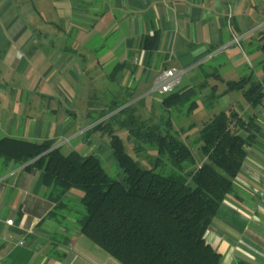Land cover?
Here are the masks:
<instances>
[{
    "label": "crops",
    "instance_id": "1",
    "mask_svg": "<svg viewBox=\"0 0 264 264\" xmlns=\"http://www.w3.org/2000/svg\"><path fill=\"white\" fill-rule=\"evenodd\" d=\"M255 3L0 0V139L54 140L57 146L65 133H75L59 129L58 119L70 118L71 110L63 102L73 99L79 71L95 77L97 71L125 62L114 81L121 83L126 76L127 87L136 81L138 87L166 68L183 74L197 70L188 77V87L200 81L201 65L251 69L246 47L262 34L255 24ZM154 31L160 35L158 49L146 56L139 40ZM96 39L98 44L92 45ZM103 75L108 78L106 72ZM236 111L245 118L256 115L259 129L246 147L233 190L224 197L204 238L221 255L220 264H264L263 108L241 105ZM85 137L84 133L76 141L89 147L92 135ZM86 151L89 148L82 153ZM197 157L199 163L206 161L200 152ZM45 192L41 170L0 161V264H121L81 234L68 211H60L63 222L49 216L56 205ZM80 198L75 189L64 195L68 204Z\"/></svg>",
    "mask_w": 264,
    "mask_h": 264
},
{
    "label": "trees",
    "instance_id": "2",
    "mask_svg": "<svg viewBox=\"0 0 264 264\" xmlns=\"http://www.w3.org/2000/svg\"><path fill=\"white\" fill-rule=\"evenodd\" d=\"M159 36L158 31L142 36L139 49L151 56L158 49ZM261 37L249 43L251 48L246 47V53L264 48V44L256 43ZM126 64L116 63L109 80L114 81L117 70ZM259 64L264 70V59ZM199 70L198 83L175 89L160 99L162 111L188 115L198 106L197 98L206 108H212L219 96L234 91L240 92L250 106L264 111V76L259 78L252 71L237 80H226L217 65H201ZM211 78L225 85L221 94L217 85H209ZM110 112L84 133L109 135L122 181L107 173L99 156L77 151L64 154L54 140L4 137L0 139V161L25 164L28 170L43 172L45 194L56 205L49 216L59 222L64 221L60 211L74 212L64 195L71 189L80 190L82 210L75 213V224L81 234L121 264H220L221 255L206 242L204 234L224 197L233 190L246 147L253 143L259 129L257 116L245 118L229 108L204 122L195 142L206 161L197 163L186 141L194 123L176 130L169 116H160L158 122L143 119L135 113L133 104H116L100 118ZM114 123L127 129L136 153L143 144L149 145L157 152L155 167L167 161L175 171L163 175L142 168L126 153Z\"/></svg>",
    "mask_w": 264,
    "mask_h": 264
},
{
    "label": "rangeland",
    "instance_id": "3",
    "mask_svg": "<svg viewBox=\"0 0 264 264\" xmlns=\"http://www.w3.org/2000/svg\"><path fill=\"white\" fill-rule=\"evenodd\" d=\"M252 5H254L253 12L256 14L255 24L260 25L258 31L262 32V37L256 43L263 45L264 0H256V3ZM253 12L252 14H254ZM256 34H258V32ZM98 41V39H96V42L92 41L95 42L92 45H97ZM248 48L250 49L251 47L249 46ZM246 55L248 56L249 60L251 59L252 65H254L253 67H251V69L244 65L240 66L238 69H236V71H232L227 69L228 66H222L219 69L222 77L226 80H237L242 76L248 75L252 71L255 72V74L259 77L264 76V70L259 64V60L264 59V48H261L260 50L249 54L246 53ZM96 56L98 57L99 54H97ZM208 66H211V64H209ZM111 68L112 66L108 68L107 71H100L98 69V75L95 77L90 76L91 78L89 77L88 73H86L87 71H79V77L75 80V94L73 99H69L68 101L63 102V106H67V108L71 110L70 118L64 122L63 119H58V123L61 124L59 125V129H74L75 133L72 134V131H69V133H65V135L61 137L59 141H57V146H61L62 152L64 154H67L71 151L82 153L84 150H86V148H89L90 151H86L85 154H82H95L99 156L107 173L112 178L118 181L123 180V173L112 157L109 146L110 138L107 133L101 134L97 132L86 136L89 137L92 135L89 147H87L86 144H83V140L78 142L76 141L78 139V136L81 135V139L84 137V132L86 131V129L90 128L96 122L112 114V112H110L104 117L100 118L102 114L109 112L114 105L117 104L121 105L122 107L127 104H133L136 114H138L143 119H152L155 122H158L160 116H162L163 118H167L169 116L172 119L174 123V129L176 130H178L180 127H187L190 123H194L190 134H188V136L186 137V141L191 146L196 156L197 163H199L197 157L199 152L198 144L195 142V139L197 138L198 131L201 128L202 124L210 120L220 111L227 110L229 108L240 110L241 105L249 106L248 102L243 98L241 93L234 91L231 92L229 96L219 101L217 100L212 108H206L203 105L202 100L200 98H197L198 106L188 115L180 111L178 112L177 110H171L169 113L164 112L159 105V101L165 94H160L157 91L152 90L153 81L150 75L148 76V82L146 85H140L139 83V86L136 87V84L138 82L136 81L132 86L127 87L125 85L127 83L126 76L125 81L123 80L121 83L111 81L109 80V78L104 79L103 74L106 72L109 75V73L111 72ZM207 69L211 68L207 67ZM199 71L200 70L198 69V75ZM194 72L197 73V70H191L188 73L183 74L181 81L176 89L189 84L188 77H190V75H192V73ZM144 74L145 73L141 74V81L143 80V77L145 78ZM208 83L209 85H217L218 92L222 88H225V85L223 83L213 78L209 79ZM123 118L124 116H119V119ZM54 119L55 117L52 116L51 120L53 121ZM261 125V129H264V119H262ZM113 128L115 130V133L123 140L126 153L131 155L142 168H152L155 172L161 173L163 175H169L175 171V168L171 165V163L167 161L164 164L155 167L157 152L153 147L143 144V149L140 152L136 153L134 150V141L127 138V129H122L118 125V123H114ZM91 144H93V147H91ZM75 191L81 193V191L78 189H75ZM69 205L74 211L72 214L73 216L76 212L82 210L78 201L70 202Z\"/></svg>",
    "mask_w": 264,
    "mask_h": 264
},
{
    "label": "built area",
    "instance_id": "4",
    "mask_svg": "<svg viewBox=\"0 0 264 264\" xmlns=\"http://www.w3.org/2000/svg\"><path fill=\"white\" fill-rule=\"evenodd\" d=\"M234 42L238 43L239 38L234 37ZM183 76V71L175 67H170L162 70L158 73L153 81L152 90L157 91L160 94H167L176 89L179 85L181 78ZM264 116V111H263ZM11 223V220H8Z\"/></svg>",
    "mask_w": 264,
    "mask_h": 264
}]
</instances>
